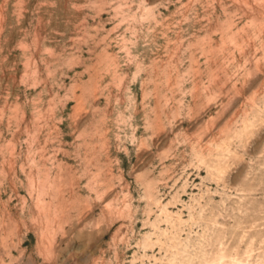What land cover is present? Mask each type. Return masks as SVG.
Masks as SVG:
<instances>
[{
	"label": "rangeland",
	"instance_id": "obj_1",
	"mask_svg": "<svg viewBox=\"0 0 264 264\" xmlns=\"http://www.w3.org/2000/svg\"><path fill=\"white\" fill-rule=\"evenodd\" d=\"M0 264H264V0H0Z\"/></svg>",
	"mask_w": 264,
	"mask_h": 264
}]
</instances>
